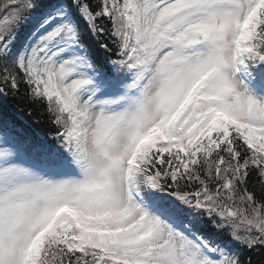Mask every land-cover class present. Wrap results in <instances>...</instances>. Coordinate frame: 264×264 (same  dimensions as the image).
Instances as JSON below:
<instances>
[{
	"label": "snow or ice",
	"instance_id": "snow-or-ice-1",
	"mask_svg": "<svg viewBox=\"0 0 264 264\" xmlns=\"http://www.w3.org/2000/svg\"><path fill=\"white\" fill-rule=\"evenodd\" d=\"M0 264H264V0H0Z\"/></svg>",
	"mask_w": 264,
	"mask_h": 264
},
{
	"label": "trees",
	"instance_id": "trees-1",
	"mask_svg": "<svg viewBox=\"0 0 264 264\" xmlns=\"http://www.w3.org/2000/svg\"><path fill=\"white\" fill-rule=\"evenodd\" d=\"M21 91H24V87L22 86ZM7 108L10 112L19 118V123L22 127H24L25 131L33 136L34 139L43 138L46 141H51V135L54 131L50 123L48 122L46 115H41V108H37L36 106L30 104L26 98H18L14 99L9 97L7 101ZM31 110L32 115L28 116L27 113ZM259 188H257V191ZM255 260H258L260 257L252 254Z\"/></svg>",
	"mask_w": 264,
	"mask_h": 264
}]
</instances>
